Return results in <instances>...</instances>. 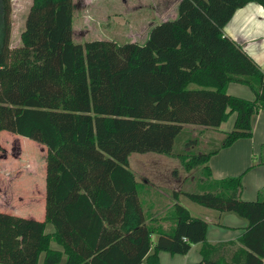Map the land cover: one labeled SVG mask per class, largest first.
I'll use <instances>...</instances> for the list:
<instances>
[{
	"label": "trees",
	"instance_id": "obj_1",
	"mask_svg": "<svg viewBox=\"0 0 264 264\" xmlns=\"http://www.w3.org/2000/svg\"><path fill=\"white\" fill-rule=\"evenodd\" d=\"M251 1L264 7V0H180L177 15L153 25L145 42L121 44L76 42V0H34L21 45L12 47L11 0H0V131L47 149L46 217L0 211V264H58L65 255L66 264H159L160 251L186 254L194 244L196 264H264V187L256 200L242 197L245 171L257 163L220 179L209 164L252 137L264 110V70L224 31ZM230 82L250 86L255 98L228 93ZM234 112L233 128L218 144L211 138L213 148L177 149L185 124L218 128ZM148 151L201 169L197 189L174 191L176 200L182 194L248 221L230 257L219 253L235 242H210L209 222L179 201L169 228L145 212L129 156Z\"/></svg>",
	"mask_w": 264,
	"mask_h": 264
},
{
	"label": "rangeland",
	"instance_id": "obj_2",
	"mask_svg": "<svg viewBox=\"0 0 264 264\" xmlns=\"http://www.w3.org/2000/svg\"><path fill=\"white\" fill-rule=\"evenodd\" d=\"M176 1L92 0L86 8L84 0H76L74 40L79 43L96 39H111L121 44L130 41L142 43L152 22L159 23L162 17L173 12ZM11 4V46L17 47L21 45V34L25 29L30 3L28 0H11ZM166 8H169L167 13L162 14ZM228 125L230 121L225 124ZM184 130L177 139L176 147L188 152L213 148L220 142L224 132L194 124H185ZM210 138L216 140V143L207 144ZM187 141L191 143L188 144ZM0 144V211L25 217L37 216L41 219L39 217L44 210L43 189L40 184L33 186L32 175L28 169L36 161L34 165L39 170L42 159L46 165V146L9 130L0 131ZM129 163L141 182L147 180L167 189L196 190V181L202 176L200 168L186 171L180 158L154 151L133 152L129 156ZM44 180L41 181L45 190ZM183 201L191 205L193 210L206 209L189 199L184 198Z\"/></svg>",
	"mask_w": 264,
	"mask_h": 264
},
{
	"label": "crops",
	"instance_id": "obj_3",
	"mask_svg": "<svg viewBox=\"0 0 264 264\" xmlns=\"http://www.w3.org/2000/svg\"><path fill=\"white\" fill-rule=\"evenodd\" d=\"M34 0H28L30 7ZM86 8L90 5L92 0H84ZM180 0H177L174 7V11L169 15L162 17L161 21L173 18L178 13V4ZM167 9L162 14L167 13ZM151 24L147 36H149L150 30L153 25ZM224 31L256 61L262 70H264V7L256 2L251 1L236 10L231 20L225 25ZM138 42V41H137ZM143 43V42H142ZM227 91L230 94L237 95L240 97L254 99L255 93L252 88L246 84L238 82H230L227 86ZM236 119V113H232L230 117L224 121L220 127L212 128L221 129L224 132L230 131L231 127L234 126ZM230 121V125L225 126L226 122ZM200 126V125H198ZM205 127V126H202ZM233 128V127H232ZM254 134L250 138H242L234 142L232 145L222 148L218 153L214 154L210 159V167L214 178L220 179L229 176H236L244 172L253 162L257 165L251 169L245 171L244 174V190L242 197L247 200H256L258 198L259 191L264 187V164L260 163L261 159V145L264 143V110H260L259 113L254 117L253 121ZM211 129V128H210ZM214 140L211 138L207 144L212 143ZM44 149V148H43ZM47 154V153H46ZM46 155H44L45 157ZM38 161V160H37ZM36 162V161H35ZM34 162V163H35ZM40 169L35 168L34 163L29 170V174L32 175L33 186L40 184L43 189V208L39 220H44L46 217V188L44 190L42 185V179L46 182V165H44L43 159L40 161ZM184 169V168H183ZM185 170V169H184ZM176 171V170H175ZM135 173V172H134ZM137 176V174L135 173ZM138 178V176H137ZM139 179V178H138ZM140 180V179H139ZM143 186L140 190V198L144 206L145 212L152 213L153 218L158 217L160 224L164 228H169L172 225V219L167 218L171 208L176 202H180L186 206L190 213L194 216L201 217L209 222L207 238L212 243L219 242H235L229 245L226 249L221 250L219 255H226L230 257L235 249L242 246L237 241L238 238L244 232L248 221L239 215L231 212L222 213L218 210L208 208H197L192 209L187 203H184V198L188 199L181 194L180 199L176 200L174 191H180L181 188L167 189L153 183L142 181ZM190 200V199H189ZM191 201V200H190ZM199 205V204H198ZM202 206V205H201ZM204 207V206H203ZM31 217V216H29ZM37 218V216H32ZM151 218L147 221H150ZM47 225V231L53 232L54 227ZM157 239V234L152 235V242L154 243ZM53 247L60 248L56 243H52ZM200 244H194L191 250L186 254L171 253L169 251L162 250L159 252V264H196L202 262V255L200 253ZM62 246V250H63ZM67 256L62 258V261L58 264H66ZM264 262V259H263ZM142 264H150L144 261ZM205 264V263H202Z\"/></svg>",
	"mask_w": 264,
	"mask_h": 264
}]
</instances>
